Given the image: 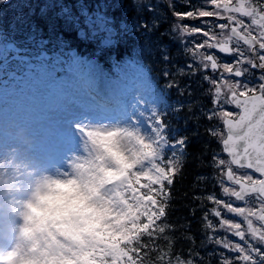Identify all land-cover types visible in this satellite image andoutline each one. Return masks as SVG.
<instances>
[{
	"label": "snow or ice",
	"instance_id": "snow-or-ice-1",
	"mask_svg": "<svg viewBox=\"0 0 264 264\" xmlns=\"http://www.w3.org/2000/svg\"><path fill=\"white\" fill-rule=\"evenodd\" d=\"M5 2L0 0V4ZM206 3L213 10L197 8L174 14L181 20H226L214 26L218 33L211 28L176 27L182 34L200 33L207 38L187 51L199 58L201 68L219 71V79L204 76L213 86L209 89L213 104L221 109L230 104L239 112L214 108L207 117L220 119L225 128L224 132L218 128L209 131L220 137L222 151L229 157H214V165L221 170L222 193L231 199L214 194L206 197L214 205L211 215L219 220L217 228L206 214L205 227L239 238L241 242H233L227 235L209 236L208 240L237 253L235 260L240 264H264V3ZM74 19L69 15L67 22ZM20 22L27 23L23 18ZM29 39L37 46L45 44L37 39L34 26ZM4 49L20 52L14 43H5ZM204 49H216L235 60L221 64ZM73 63L92 67L80 57H74ZM252 69L261 70L258 84L225 78V74L248 78ZM56 71L53 67L48 72L52 83L38 94L26 95L22 88L17 91L15 77L11 78V92L8 83L0 89V157L5 161L0 170H9L10 157H23L30 162L29 174L35 181L34 199L23 205L27 209L22 213L24 246L0 244V264H196L193 258L173 254L175 238L168 233L174 226L166 222L171 186L183 169L187 138L173 143L168 124L154 108L147 127L136 113L101 114L90 123L73 106L77 103L74 97L57 93L61 82L55 79ZM58 138L74 145L68 149L74 152L72 157L61 150ZM166 153H170L167 159ZM234 167L251 169L259 178L248 172L239 174ZM225 180L233 186H226ZM233 200L245 206H236ZM228 214L241 220L225 218ZM253 218L260 222L259 227ZM221 264L234 261L224 257Z\"/></svg>",
	"mask_w": 264,
	"mask_h": 264
},
{
	"label": "trees",
	"instance_id": "trees-1",
	"mask_svg": "<svg viewBox=\"0 0 264 264\" xmlns=\"http://www.w3.org/2000/svg\"><path fill=\"white\" fill-rule=\"evenodd\" d=\"M209 5L206 0H6L0 4V40L3 46L14 43L20 52L5 50L11 58L5 65V60H0V66L7 69V74L24 75L29 67L44 61L77 56L94 61L116 82V69L136 59L149 72L158 90L166 95V103L158 105L156 111L168 124L170 139L174 143L175 139L187 138L183 169L174 177L166 217V222L174 226L168 233L175 238L173 254L193 258L196 264H221L224 257L240 264L235 260L237 253L208 240L209 236L227 235L229 240L241 242L239 238L223 230L212 232L205 227L204 220L207 214L218 228L219 218L211 215L214 205L206 199L208 195L231 199L223 195L221 170L214 165V157L229 158L222 151L220 137L209 131L218 128L224 132V125L218 118L207 117L214 108L237 110L230 104L223 109L213 104L209 91L213 86L204 76L219 79V71L201 68L199 58L194 59L187 51L207 38L200 33L182 34L176 27L179 24L211 28L218 33L214 27L217 24L214 17L181 20L174 14L197 8L212 10ZM69 15L75 18L71 22H67ZM21 18L27 23L22 24ZM99 24L113 32L111 44L91 34L90 28ZM33 26L37 39L45 41L43 46L29 39ZM214 50L202 51L213 53ZM169 155L166 153L165 158ZM224 183L233 186L226 180ZM232 202L245 206L239 201ZM225 218L240 220L231 214Z\"/></svg>",
	"mask_w": 264,
	"mask_h": 264
},
{
	"label": "rangeland",
	"instance_id": "rangeland-1",
	"mask_svg": "<svg viewBox=\"0 0 264 264\" xmlns=\"http://www.w3.org/2000/svg\"><path fill=\"white\" fill-rule=\"evenodd\" d=\"M100 24L90 28L91 34L93 36H101L106 40L112 39L113 32L103 24ZM2 43L3 42L0 40V60L7 59L8 61L11 57L9 56V53L5 51ZM74 57H60L55 60L44 61L37 67L28 69L21 78L15 76L13 73L7 74V72H5L0 66V76H6L3 85L8 83L10 85V92L12 91L11 78L15 77V80L19 82L16 84V90L19 91L22 88L26 95H32L34 93L38 94L41 90L38 89L39 84L35 83V81L38 80V75L40 73H45L41 78L43 81L49 80L47 84L49 85L52 83V80L48 76V72L52 71L53 67H55L57 69L55 72V79L61 82L56 89L57 93H64L74 97L77 103L73 106L77 109L79 114L85 116L87 109H96L102 114H108L111 116H121L122 112L123 116L136 113L137 119L141 120L145 127L151 125L149 117H151L152 109L154 108L156 110L158 105L166 103L165 93L158 90V87L151 78L149 72L140 65L136 59L131 60L116 69L117 77L116 82H114L94 61L86 60L92 64V67L89 68L88 64H74ZM3 65H5V62ZM78 74L84 77L85 85L90 83L91 87L94 88V92H91V87H84L82 82L79 81ZM225 78L233 79L232 77L227 76V74H225ZM3 85L0 89L3 88ZM103 96H107L109 101L103 102L101 100ZM12 98L13 97L11 96L9 97V99ZM121 104H123L125 109L123 111L119 109ZM139 113H143V116H140ZM59 142L60 140L58 138L57 143ZM61 146V149L67 152L68 157L74 155L73 151L68 150V147L73 148L74 146ZM13 158L15 159V163H13ZM4 163V159L0 157V165H3ZM8 169V171L0 170V174L10 172L17 177L25 175L32 177L29 174L30 162L23 157H10L8 160ZM239 219L241 220V218ZM256 226L259 227L258 223H256Z\"/></svg>",
	"mask_w": 264,
	"mask_h": 264
},
{
	"label": "clouds",
	"instance_id": "clouds-1",
	"mask_svg": "<svg viewBox=\"0 0 264 264\" xmlns=\"http://www.w3.org/2000/svg\"><path fill=\"white\" fill-rule=\"evenodd\" d=\"M13 163L15 159L13 158ZM33 177H17L10 172L0 174V244L12 248H22L24 237L21 233L23 225V206L35 196Z\"/></svg>",
	"mask_w": 264,
	"mask_h": 264
},
{
	"label": "flooded vegetation",
	"instance_id": "flooded-vegetation-1",
	"mask_svg": "<svg viewBox=\"0 0 264 264\" xmlns=\"http://www.w3.org/2000/svg\"><path fill=\"white\" fill-rule=\"evenodd\" d=\"M259 2L260 3H264V0H259ZM233 3L234 4L237 3V0H233ZM211 8L213 10V7L210 6V9ZM236 15H238V14H236ZM238 18L239 19H244L245 20V23H248L249 22V18L241 17L239 15H238ZM226 22H227L226 20H220V19L215 18V23L217 25L220 24V23H226ZM219 31L220 30L217 27V32H219ZM214 54L217 56L219 63H221V62H223V63H233L234 60H235V57L232 56V55H223V54L218 53V52H215ZM251 72L253 73V75L251 77H248V78L241 77V79H240L241 81L246 82V83L249 82V80H250L251 81L250 86H252V84H258L259 83L258 77L261 75V70H259V69H252ZM240 172H241V174H244L245 172H248V173H251L254 176V178H259L258 175L254 174L253 172H251L249 170H246V169L241 170ZM259 226H260V222H259Z\"/></svg>",
	"mask_w": 264,
	"mask_h": 264
},
{
	"label": "bare ground",
	"instance_id": "bare-ground-1",
	"mask_svg": "<svg viewBox=\"0 0 264 264\" xmlns=\"http://www.w3.org/2000/svg\"><path fill=\"white\" fill-rule=\"evenodd\" d=\"M44 74H45V73H40V74L38 75V80L35 81L36 84H39L38 89H42V88H46V87H47V84H48L49 80L43 81V79L41 78L42 75L44 76ZM37 81H39V83H37ZM119 109H120L121 111L125 110L123 104H121V105L119 106ZM101 114H102V113L99 112V111L96 110V109H95V110H88V109H87L84 117L87 118L88 121H89L90 123H95V122H96L95 118L98 117V116H100ZM106 115H108V114H106ZM109 116H111V115H109ZM121 116H123V112H122ZM103 122H104V123H108L107 120H105V121H103ZM58 145H59L60 148H62L61 145H68V146H72V147L74 146V145H72V144H68L67 141H66V140H63V139H60V142L58 143ZM68 149H70V148L68 147ZM61 150H62V149H61ZM81 154H83V153H81Z\"/></svg>",
	"mask_w": 264,
	"mask_h": 264
},
{
	"label": "water",
	"instance_id": "water-1",
	"mask_svg": "<svg viewBox=\"0 0 264 264\" xmlns=\"http://www.w3.org/2000/svg\"><path fill=\"white\" fill-rule=\"evenodd\" d=\"M222 54H224V53H222ZM224 55H226V54H224ZM235 107V106H234ZM239 110V109H238ZM226 154V156L228 157V155H227V153H225ZM229 158V157H228ZM248 170H251V169H248ZM251 171H253V170H251ZM257 174V173H256ZM259 175V174H258Z\"/></svg>",
	"mask_w": 264,
	"mask_h": 264
}]
</instances>
